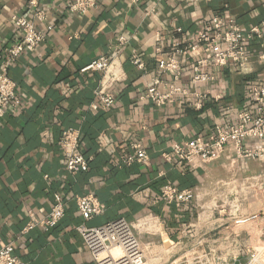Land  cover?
<instances>
[{"label":"crops","instance_id":"obj_1","mask_svg":"<svg viewBox=\"0 0 264 264\" xmlns=\"http://www.w3.org/2000/svg\"><path fill=\"white\" fill-rule=\"evenodd\" d=\"M70 1L0 0V69L4 48L18 41L13 15L44 35L35 51L21 54L9 69L21 100L0 117V243H12L22 264H95L76 226L124 217L145 264H164L193 249L206 252L207 230L198 221L224 225L234 212H225V206H256L264 159H237L227 151L214 161L182 168L174 156L168 161L162 154L171 152L173 143L210 135L222 121L234 122L236 113L250 105L249 82L264 81V41L247 47L242 65L205 66L211 78L199 83L191 81L192 67L205 48L182 55L176 50L191 46L214 16L242 29L257 24L264 0H98L84 14L70 12ZM119 37L125 39L120 46ZM102 54L112 62L105 75L81 71ZM133 55L142 69L132 64ZM167 56L179 60L176 84L186 94L157 106L142 96L155 79L172 83L157 65ZM166 86L160 84L159 91ZM100 88L114 95L108 109L90 107ZM65 127L80 131L83 152L91 157L86 172L65 169L58 145ZM137 144L148 163H125ZM165 183L191 188L192 204L158 200ZM56 193L65 206L57 225L22 233L29 222L47 218ZM81 194L93 195L104 212L84 221L75 203ZM216 208L219 217L213 215ZM260 218L264 221V214Z\"/></svg>","mask_w":264,"mask_h":264},{"label":"built area","instance_id":"obj_2","mask_svg":"<svg viewBox=\"0 0 264 264\" xmlns=\"http://www.w3.org/2000/svg\"><path fill=\"white\" fill-rule=\"evenodd\" d=\"M98 0H71L67 4L70 12L84 14L97 5ZM12 20L18 30V41L4 48V60L0 69V117L20 105L21 96L17 83L9 76L10 66L25 52H33L42 42L44 35L25 18L13 15ZM264 41V16L257 24L246 29L239 27L233 20L224 23L218 16H214L207 25L200 28L191 46L177 49L178 54H188L201 47L206 52L195 60L191 81L199 83L209 80L210 75L203 69L209 64L215 67H225L230 63L242 65L247 60V47L253 43L262 46ZM125 39L119 37L118 45H123ZM119 50V49H118ZM132 64L142 69L143 64L135 55ZM112 62L106 55H99L89 64L81 68L82 72L97 71L106 74ZM162 73L172 77V83L166 86L163 81L155 79L146 89L142 97L154 102L157 106L178 95L186 94L183 87L178 86L182 67L174 56L160 58L157 62ZM115 79V74H112ZM166 86L160 92L158 86ZM250 105L236 113L234 122L222 121L214 126L213 132L206 136H196L183 142L171 145V152L163 153L162 157L168 161L176 160V165L193 167L196 162L207 163L220 158L225 152L232 151L237 159H264V81L252 80L247 87ZM96 101L91 104L93 109H108L114 103V95L100 88L96 92ZM245 140H253L248 144ZM58 145L65 162V169L75 174L89 169L91 157L87 156L81 146L80 131L74 127L62 129ZM125 163L138 162L147 164L149 159L144 148L135 145L132 154L126 156ZM191 188H179L174 184L165 183L158 195V200L166 205L177 204L188 206L194 200ZM53 205L46 219L29 222L22 233H26L36 226L54 227L65 214V206L60 194L53 195ZM78 212L84 221L90 220L104 212L105 205L91 194L75 196ZM86 249L91 254L95 264H145V256L140 242L134 233L132 224L124 217H116L98 226H87L84 222L75 228ZM118 254H114V250ZM262 251V250H259ZM228 252V251H227ZM247 254H255L257 248L248 250ZM220 253L207 248L206 252L188 250L177 255L164 264H210L209 255ZM228 254H240L237 250ZM0 264H22L14 254L13 244L0 243ZM215 264V263H212ZM224 264V263H223ZM243 264L255 263V257Z\"/></svg>","mask_w":264,"mask_h":264},{"label":"rangeland","instance_id":"obj_3","mask_svg":"<svg viewBox=\"0 0 264 264\" xmlns=\"http://www.w3.org/2000/svg\"><path fill=\"white\" fill-rule=\"evenodd\" d=\"M245 192L240 193V196L244 195ZM256 197L257 200L261 199L259 202H255L256 206L243 205L239 209L225 206V212H234L227 216L230 219L226 220L227 223L224 225H219V222H207L204 225V218L198 221L207 230L208 234L202 245L217 252L225 251V254L209 255L210 264H243L253 257H255V263L264 264V221H261L260 218L264 214V186L257 192ZM230 199H232V196ZM218 209L214 210L213 215L215 217L220 216L217 214ZM218 229H224L226 233L217 232ZM222 236L223 238H221ZM253 248H257L258 252L247 254V251ZM234 250H237L240 254H228V252Z\"/></svg>","mask_w":264,"mask_h":264},{"label":"bare ground","instance_id":"obj_4","mask_svg":"<svg viewBox=\"0 0 264 264\" xmlns=\"http://www.w3.org/2000/svg\"><path fill=\"white\" fill-rule=\"evenodd\" d=\"M113 252H114V254H118V251L116 249Z\"/></svg>","mask_w":264,"mask_h":264}]
</instances>
